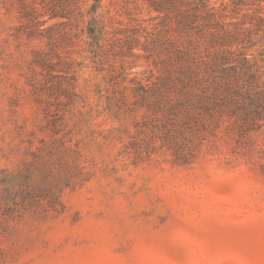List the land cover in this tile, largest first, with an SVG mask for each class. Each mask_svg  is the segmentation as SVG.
Segmentation results:
<instances>
[{
  "label": "rangeland",
  "instance_id": "obj_1",
  "mask_svg": "<svg viewBox=\"0 0 264 264\" xmlns=\"http://www.w3.org/2000/svg\"><path fill=\"white\" fill-rule=\"evenodd\" d=\"M94 13L98 57L86 41ZM163 17L150 0H0V264H264L260 170L208 150L191 166L124 152L134 127L122 101H132L134 79L161 73L165 53L145 45L156 26H176ZM39 27L44 36H32ZM36 51L55 69L36 64ZM74 70L68 104L57 86ZM64 136L74 138L67 146L83 140L71 165L86 173L63 184L52 209L44 187L59 160L39 148Z\"/></svg>",
  "mask_w": 264,
  "mask_h": 264
},
{
  "label": "trees",
  "instance_id": "obj_2",
  "mask_svg": "<svg viewBox=\"0 0 264 264\" xmlns=\"http://www.w3.org/2000/svg\"><path fill=\"white\" fill-rule=\"evenodd\" d=\"M150 3L164 14V22L173 19L176 26L161 23L149 35L145 45L149 55L165 56L159 61L161 73L147 82L134 79L132 101H122L121 109L131 116L134 127L124 152L135 163L169 156L174 164L191 166L208 150L223 154L229 163L245 160L264 174V0H230L218 7L208 0ZM100 24L92 14L86 41L94 57L100 56L103 46ZM38 29L31 31L32 36H44L46 28ZM156 45L163 50L157 51ZM34 61L43 70L55 69L45 52L36 51ZM71 78L57 86L69 98L76 95V70ZM66 136L39 148L49 147L50 157L59 160L53 184L44 187L53 198L52 209L60 203L63 184L86 173V166L71 165L85 155L83 140L67 146L74 138ZM42 154L34 153V159ZM27 192L23 200L34 205L38 198Z\"/></svg>",
  "mask_w": 264,
  "mask_h": 264
}]
</instances>
